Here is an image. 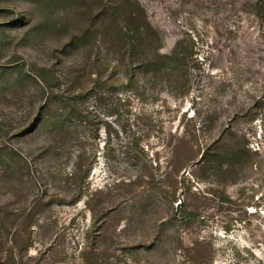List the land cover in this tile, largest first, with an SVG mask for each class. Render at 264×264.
<instances>
[{
  "label": "rangeland",
  "instance_id": "rangeland-1",
  "mask_svg": "<svg viewBox=\"0 0 264 264\" xmlns=\"http://www.w3.org/2000/svg\"><path fill=\"white\" fill-rule=\"evenodd\" d=\"M124 1L0 0V264H264V0Z\"/></svg>",
  "mask_w": 264,
  "mask_h": 264
},
{
  "label": "trees",
  "instance_id": "trees-1",
  "mask_svg": "<svg viewBox=\"0 0 264 264\" xmlns=\"http://www.w3.org/2000/svg\"><path fill=\"white\" fill-rule=\"evenodd\" d=\"M127 8H128V21L130 22L129 27L128 25L120 27V37H122L127 45V53L129 57L138 56L141 49H144L145 46L148 44V41H160V35L149 25L147 21V17L143 9L139 5H133L131 0L124 1ZM134 6V8H131ZM119 7H123V5H119ZM159 44L156 48L151 52L148 53L147 58L150 60V63H153L151 58H162V59H172L171 56L162 55L160 53ZM153 56V57H152ZM234 149L232 145L229 144L227 146L219 147L217 149H213L209 154H204V161L205 162H213L215 159L219 160V163L223 165L226 160L232 159L234 155Z\"/></svg>",
  "mask_w": 264,
  "mask_h": 264
}]
</instances>
